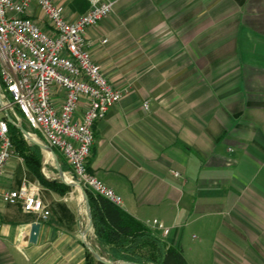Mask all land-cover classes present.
<instances>
[{"label": "crops", "instance_id": "obj_1", "mask_svg": "<svg viewBox=\"0 0 264 264\" xmlns=\"http://www.w3.org/2000/svg\"><path fill=\"white\" fill-rule=\"evenodd\" d=\"M53 1L68 19L88 8ZM110 1L86 39L107 81L128 93L93 126L89 173L134 219L161 223L154 232L187 264H264V0ZM24 16L50 29L34 4ZM62 99L54 91L57 107ZM18 112L0 113L11 138L12 123L26 130ZM31 177L15 152L0 186ZM42 189L46 221L0 200V264H86L81 195ZM84 239L106 257L92 228Z\"/></svg>", "mask_w": 264, "mask_h": 264}, {"label": "built area", "instance_id": "obj_2", "mask_svg": "<svg viewBox=\"0 0 264 264\" xmlns=\"http://www.w3.org/2000/svg\"><path fill=\"white\" fill-rule=\"evenodd\" d=\"M86 2L88 8L83 14L68 19L65 8L53 0H0V113L18 110L35 131L33 139L65 160L71 182L77 181L85 191L122 206L120 197L87 168L94 143L93 126L120 102L128 88H116L107 81L92 60L86 39V30L109 16L114 3ZM33 4L50 29L24 16ZM54 91L63 94L59 107L53 103ZM143 108H148L146 102ZM14 154L8 119L0 118V177ZM42 192L38 183L23 178L17 188L0 186V200L19 204L24 212L46 221L49 212ZM147 226L163 228L156 220Z\"/></svg>", "mask_w": 264, "mask_h": 264}, {"label": "trees", "instance_id": "obj_3", "mask_svg": "<svg viewBox=\"0 0 264 264\" xmlns=\"http://www.w3.org/2000/svg\"><path fill=\"white\" fill-rule=\"evenodd\" d=\"M12 130L17 135L16 137L13 134L12 143L29 171L38 177L45 187L60 194L69 191L68 186L46 181L41 177L39 174L42 159L40 149L35 145H28L30 148H27L22 133L15 128ZM53 151L58 156V153ZM60 163L63 172L67 171V165L65 169L64 162L60 160ZM86 192L95 242L109 260L135 264H187L182 254L173 248H167L149 226L134 219L108 199ZM91 260L94 258L86 251V264H91Z\"/></svg>", "mask_w": 264, "mask_h": 264}, {"label": "water", "instance_id": "obj_4", "mask_svg": "<svg viewBox=\"0 0 264 264\" xmlns=\"http://www.w3.org/2000/svg\"><path fill=\"white\" fill-rule=\"evenodd\" d=\"M12 125L17 130H19L31 144L38 147L42 152L49 153L51 155L54 167H55V169L59 175V179L64 185L68 186L69 188L77 189L79 191L81 198H82V202H83L84 207H85L87 219H88V226L83 233L81 242H82L83 246L87 249V251L95 259V261L97 263H101V264H135V263L123 262V261H111L107 257L99 255L94 250V248L91 246V244L88 243L84 239L85 234L92 228V217H91V211H90V205H89L87 192L83 189V187L79 184V182L75 181V182L68 183L65 181L64 173H63L62 167L58 161V158H57L55 152L48 145L41 143V142H38V141L34 140L33 138H31L30 134L24 128L17 126L16 124H13V123H12ZM39 229H40V225L38 223H35L31 226V231H30V236H29V242L30 243H32V244L36 243L37 236L39 233Z\"/></svg>", "mask_w": 264, "mask_h": 264}, {"label": "rangeland", "instance_id": "obj_5", "mask_svg": "<svg viewBox=\"0 0 264 264\" xmlns=\"http://www.w3.org/2000/svg\"><path fill=\"white\" fill-rule=\"evenodd\" d=\"M15 111L18 112L17 110H15ZM18 114H19V112H18ZM20 114H21V113H20ZM24 127H25L26 130L29 131V133L31 134V138H34V137H32V136L34 135L35 131H33L32 129H30V127H29L28 125H26L25 123H24ZM14 136L17 137L16 134H14ZM13 140H14V139H13ZM24 141H25L26 144H27V145H25L27 148L29 147L28 145H32V144H31L30 142H28L25 138H24ZM29 148H30V147H29ZM13 149H14V152H16L14 143H13ZM43 153H44V152H43ZM41 155H42V159H41V166H40V168H39V174H40L41 177H42L44 180H46V181H50V182L53 181V182L58 183V182L55 180L56 177H57V175H56V172H55V169H54V165H53V163H52V158L48 159L47 157H45V153H44V155L41 153ZM64 165H65V169H66V168H67V167H66V164L64 163ZM31 181H34V182L38 183L42 188L45 187V186L41 183L40 179H39L38 177L34 176V175H33V177H31ZM73 190H74L75 192H77V193L80 195V193H79V191H78L77 189H74V188H73ZM92 229H93V228H92ZM91 261H92L91 264H97L96 261H95V259H94V260H91Z\"/></svg>", "mask_w": 264, "mask_h": 264}, {"label": "bare ground", "instance_id": "obj_6", "mask_svg": "<svg viewBox=\"0 0 264 264\" xmlns=\"http://www.w3.org/2000/svg\"><path fill=\"white\" fill-rule=\"evenodd\" d=\"M48 155L51 157V155L49 153H45V157H47ZM67 182L71 183V181H68V180H67Z\"/></svg>", "mask_w": 264, "mask_h": 264}]
</instances>
